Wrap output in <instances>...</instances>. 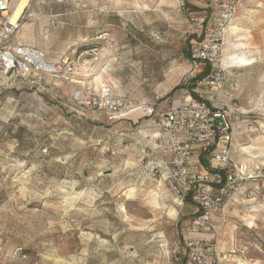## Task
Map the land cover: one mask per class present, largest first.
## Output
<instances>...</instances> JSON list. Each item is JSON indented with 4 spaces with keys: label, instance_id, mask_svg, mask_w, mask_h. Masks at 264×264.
<instances>
[{
    "label": "rangeland",
    "instance_id": "rangeland-1",
    "mask_svg": "<svg viewBox=\"0 0 264 264\" xmlns=\"http://www.w3.org/2000/svg\"><path fill=\"white\" fill-rule=\"evenodd\" d=\"M185 1L32 0L17 42L49 60L73 57L74 80L97 77L139 103L172 107L191 95L190 47L214 29L209 13L210 27H195L205 0ZM238 14L223 46V90L238 85L236 156L255 158L264 184V0H243ZM237 46L251 66L230 61ZM8 76L0 70V264H183L185 240L201 237L191 231L197 208L160 177L170 154L153 121L83 116L70 81ZM242 206L215 224L222 264H264L262 214L256 201Z\"/></svg>",
    "mask_w": 264,
    "mask_h": 264
},
{
    "label": "built area",
    "instance_id": "built-area-1",
    "mask_svg": "<svg viewBox=\"0 0 264 264\" xmlns=\"http://www.w3.org/2000/svg\"><path fill=\"white\" fill-rule=\"evenodd\" d=\"M31 1L19 19L12 21L13 0H0V70L22 82L32 76L70 81L74 84L71 102L83 116L96 115L111 120L140 112L153 121L165 139L164 152L170 154L157 168L160 177L181 205L192 203L197 208L191 231L201 237L185 240L179 259L183 264H222L225 256L219 250L217 232L221 227L215 224L216 221L222 225L227 223L231 207L256 201L264 226L261 170L252 156L243 152L246 158L240 160L236 156L234 91L238 85L235 84V89L223 90L230 77L222 64L223 46L243 0H205L200 8L204 15L198 17L195 27L198 30L209 28L206 21V13H209L214 29L190 47L191 69L185 82H192L203 68L210 67V72L197 82L206 89L172 107L161 104L160 98L139 103L133 97L117 94L112 84L98 85L90 77L74 80L77 64L70 55L49 60L36 46L19 44L17 37L32 8ZM187 5L182 0L181 7L186 9ZM202 156L207 159L208 170L203 169Z\"/></svg>",
    "mask_w": 264,
    "mask_h": 264
},
{
    "label": "bare ground",
    "instance_id": "bare-ground-1",
    "mask_svg": "<svg viewBox=\"0 0 264 264\" xmlns=\"http://www.w3.org/2000/svg\"><path fill=\"white\" fill-rule=\"evenodd\" d=\"M29 2H30V0H13V13L11 16L12 21H16L19 19L20 15L22 14L25 7L29 4ZM241 50H243V48H240L237 46V48L235 49V52L233 51L234 54L229 56L230 61L236 62L237 65L239 64V65H241V67L251 66L252 61L247 56H245L244 54L241 55V53L238 54V51H241ZM95 82L98 85H100V83L97 81V77H95ZM254 160H255V158H254Z\"/></svg>",
    "mask_w": 264,
    "mask_h": 264
},
{
    "label": "trees",
    "instance_id": "trees-1",
    "mask_svg": "<svg viewBox=\"0 0 264 264\" xmlns=\"http://www.w3.org/2000/svg\"><path fill=\"white\" fill-rule=\"evenodd\" d=\"M188 58H189V53H187ZM210 72V67H205L201 70V72L197 75L196 79H194L191 82V86L187 87V89H189L191 91V95L195 96V94L192 93V91L194 90L195 86L197 85V82L201 79H203V77H205L208 73ZM183 88V86H178L176 87L173 92H175L178 89ZM202 163H203V169H207L208 170V162L205 156H202ZM196 216V215H195ZM195 218V217H194Z\"/></svg>",
    "mask_w": 264,
    "mask_h": 264
},
{
    "label": "crops",
    "instance_id": "crops-1",
    "mask_svg": "<svg viewBox=\"0 0 264 264\" xmlns=\"http://www.w3.org/2000/svg\"><path fill=\"white\" fill-rule=\"evenodd\" d=\"M237 91H239V90H237ZM241 91V90H240ZM240 92H236V93H234V95H236V99H238V97H237V94H239ZM241 109V108H240ZM243 158H240V160H242ZM235 207H243L242 205H234ZM218 221H216V223H217Z\"/></svg>",
    "mask_w": 264,
    "mask_h": 264
}]
</instances>
